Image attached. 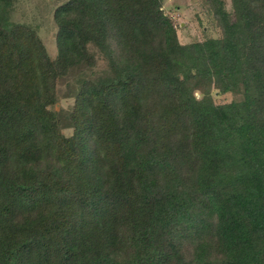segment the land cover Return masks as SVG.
Instances as JSON below:
<instances>
[{"label":"trees","instance_id":"16d2710c","mask_svg":"<svg viewBox=\"0 0 264 264\" xmlns=\"http://www.w3.org/2000/svg\"><path fill=\"white\" fill-rule=\"evenodd\" d=\"M14 1L0 264H264V0H204L220 35L184 44L163 0H66L55 58ZM75 71L71 109L52 110Z\"/></svg>","mask_w":264,"mask_h":264},{"label":"rangeland","instance_id":"374dc122","mask_svg":"<svg viewBox=\"0 0 264 264\" xmlns=\"http://www.w3.org/2000/svg\"><path fill=\"white\" fill-rule=\"evenodd\" d=\"M65 1L15 0L11 9V20L32 26L51 58H55L57 54L53 11ZM162 7L173 19L178 40L183 44L220 35V29L204 0H163ZM227 9L231 10L229 1ZM103 63L101 61L98 63L95 72L103 68ZM79 76L80 71H75L58 81L57 100L50 106L52 110L64 113L71 109L74 103V85L76 86ZM196 95L199 96V93L196 92ZM212 96L215 103H225L236 98L232 93L218 94L215 91L212 92ZM66 123L67 121L62 118V125ZM62 133L68 136L72 133V128L64 126Z\"/></svg>","mask_w":264,"mask_h":264}]
</instances>
